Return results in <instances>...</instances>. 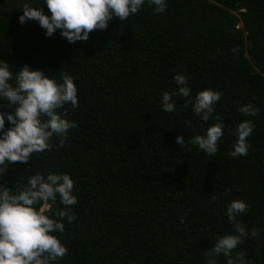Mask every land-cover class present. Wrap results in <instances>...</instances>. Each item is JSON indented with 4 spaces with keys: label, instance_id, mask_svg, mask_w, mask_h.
<instances>
[{
    "label": "trees",
    "instance_id": "16d2710c",
    "mask_svg": "<svg viewBox=\"0 0 264 264\" xmlns=\"http://www.w3.org/2000/svg\"><path fill=\"white\" fill-rule=\"evenodd\" d=\"M26 2L0 0V62L58 83L70 74L78 107L58 111L67 109L77 126L62 145L54 135L50 150L8 164L0 185L18 192L37 172L72 177L75 219L56 234L68 252L55 264H206L216 240L235 232L227 207L237 199L248 206L236 222L249 235L216 264L240 252L244 264H264V0H166L159 14L145 0L126 21L114 16L76 42L59 29L46 35L36 20L21 24ZM31 6L51 15L46 0ZM177 75L187 76L193 102L204 89L221 93L208 121L176 95ZM166 91L172 112L163 110ZM248 104L255 116L239 111ZM9 107L0 98V112ZM217 116L223 136L209 156L191 141ZM245 120L253 124L250 147L233 157ZM11 126L5 116L3 131ZM177 136L185 138L181 147ZM48 204L53 215L65 208L59 196Z\"/></svg>",
    "mask_w": 264,
    "mask_h": 264
},
{
    "label": "clouds",
    "instance_id": "9594fccd",
    "mask_svg": "<svg viewBox=\"0 0 264 264\" xmlns=\"http://www.w3.org/2000/svg\"><path fill=\"white\" fill-rule=\"evenodd\" d=\"M24 3L23 14L19 22L36 20L51 36L57 29L69 42L86 41L89 33L97 29L107 28L113 17L126 21L138 13L145 0H46L51 15L45 14L43 8L32 7ZM155 5L154 11L159 14L166 10V0H148ZM174 80L178 86L176 95L187 98L185 106L192 104L194 113L204 121H208L214 112V105L221 99V93L212 89L199 91L194 98L188 86L186 75H177ZM62 83L45 75L42 70H31L24 65L19 72H13L10 65L0 62V98L7 100L12 111L0 112V173L8 164L27 163L34 153L45 152L51 148V139L60 137L62 145L71 128L76 127L74 121L66 118L67 109L61 114L58 109L71 104L78 107L77 87L72 76L62 74ZM163 110H175L173 97L164 92L162 97ZM245 115L255 116L257 110L251 105L239 109ZM5 116L11 123L6 131ZM216 123L206 130V135H196L192 139L209 156L218 151V141L223 136V123L216 117ZM253 131L249 120L238 124L236 133L238 140L233 157L247 155L250 145L247 138ZM176 143L181 147L185 144L184 136H177ZM74 180L69 174L48 173L46 176L37 172L28 177L27 186L18 192L0 185V264H55L63 258L67 247L61 242L57 233L65 231L64 220L71 223L75 214L71 206L78 202L73 194ZM59 196L64 209L49 214V201L55 203ZM243 200H234L227 207V217L235 225L234 234L225 235L216 240L209 252L206 264H216L219 254L231 256L234 249L243 243V237L249 235L247 230L236 222L240 213L247 210ZM183 223V221H181ZM256 237L258 232L250 233ZM244 264V253H237L235 260L229 259L228 264Z\"/></svg>",
    "mask_w": 264,
    "mask_h": 264
}]
</instances>
